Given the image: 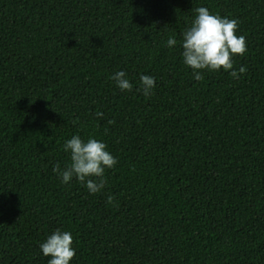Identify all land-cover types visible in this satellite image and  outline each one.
I'll list each match as a JSON object with an SVG mask.
<instances>
[{
  "label": "trees",
  "instance_id": "obj_1",
  "mask_svg": "<svg viewBox=\"0 0 264 264\" xmlns=\"http://www.w3.org/2000/svg\"><path fill=\"white\" fill-rule=\"evenodd\" d=\"M201 6L237 20L239 79L183 65ZM73 134L116 158L96 194L52 172ZM57 228L70 264H264V0H0V264H46Z\"/></svg>",
  "mask_w": 264,
  "mask_h": 264
},
{
  "label": "clouds",
  "instance_id": "obj_2",
  "mask_svg": "<svg viewBox=\"0 0 264 264\" xmlns=\"http://www.w3.org/2000/svg\"><path fill=\"white\" fill-rule=\"evenodd\" d=\"M194 12V18L181 33L179 41L182 63L191 69L192 79L199 82L203 79V71L220 70L227 72L233 79H239L246 72V68H234L233 57L243 56L247 49L244 37L236 35L237 20L212 14L203 6L195 8ZM163 43L166 48L172 49L177 45V40L169 36ZM109 79L121 92H128L133 88L122 70L110 74ZM138 81L137 91L146 98L151 96L155 88V78L140 74ZM94 115L100 117L102 113L97 111ZM61 147L68 154L69 162L63 169L56 164L52 166V172L58 176L60 183L68 184L75 179L86 188L88 194L100 192L105 187V171L113 169L117 163L116 158L107 150L106 144L91 136L82 139L73 134L64 140ZM106 202L111 203L112 197L109 196ZM72 245V233L57 228L38 247L40 254L48 258L46 264H70L75 254Z\"/></svg>",
  "mask_w": 264,
  "mask_h": 264
}]
</instances>
